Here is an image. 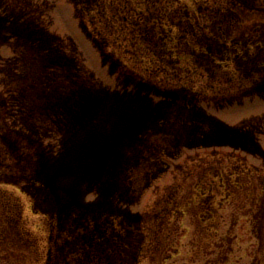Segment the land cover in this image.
Masks as SVG:
<instances>
[{
    "label": "rangeland",
    "instance_id": "1",
    "mask_svg": "<svg viewBox=\"0 0 264 264\" xmlns=\"http://www.w3.org/2000/svg\"><path fill=\"white\" fill-rule=\"evenodd\" d=\"M262 218L264 0H0L16 262L264 264Z\"/></svg>",
    "mask_w": 264,
    "mask_h": 264
},
{
    "label": "flooded vegetation",
    "instance_id": "2",
    "mask_svg": "<svg viewBox=\"0 0 264 264\" xmlns=\"http://www.w3.org/2000/svg\"><path fill=\"white\" fill-rule=\"evenodd\" d=\"M14 186H16V189H22V187L19 186L17 183H15ZM29 193L31 194V192ZM3 230L4 229L0 230V264H23L21 261H19L20 263H18L15 260L18 261L19 259H21L26 261L28 260L27 254L23 252L16 253L11 248L8 249L7 243H9L8 239H10V237L5 236L3 234ZM5 248H6V253H2V251L4 252Z\"/></svg>",
    "mask_w": 264,
    "mask_h": 264
},
{
    "label": "trees",
    "instance_id": "3",
    "mask_svg": "<svg viewBox=\"0 0 264 264\" xmlns=\"http://www.w3.org/2000/svg\"><path fill=\"white\" fill-rule=\"evenodd\" d=\"M264 221V219L262 218V222ZM261 230H262V227H261ZM262 232V231H261Z\"/></svg>",
    "mask_w": 264,
    "mask_h": 264
}]
</instances>
